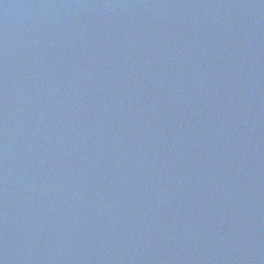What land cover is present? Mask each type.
Segmentation results:
<instances>
[{"label": "water", "instance_id": "water-1", "mask_svg": "<svg viewBox=\"0 0 264 264\" xmlns=\"http://www.w3.org/2000/svg\"><path fill=\"white\" fill-rule=\"evenodd\" d=\"M0 264H264V0H0Z\"/></svg>", "mask_w": 264, "mask_h": 264}]
</instances>
